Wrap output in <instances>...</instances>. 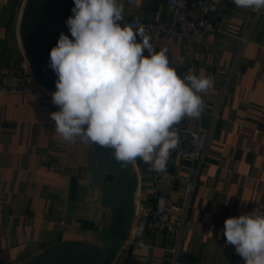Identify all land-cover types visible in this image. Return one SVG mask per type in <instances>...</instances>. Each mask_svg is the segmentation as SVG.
Instances as JSON below:
<instances>
[{
  "label": "crops",
  "instance_id": "1",
  "mask_svg": "<svg viewBox=\"0 0 264 264\" xmlns=\"http://www.w3.org/2000/svg\"><path fill=\"white\" fill-rule=\"evenodd\" d=\"M24 1L0 0V65L25 60L18 31ZM198 1H190L193 13H198ZM117 3L124 8L122 25L131 19L174 23L167 0ZM204 12L217 23L218 31L192 45L199 57L193 59L183 51L179 38L172 51L165 52L170 66L178 57L183 67L213 81L207 92L199 94L205 104L202 124L210 128V140L185 227L181 232L149 228L147 214L160 195L180 198L182 178L195 164L169 157L167 168L175 180L158 185L139 160L137 214L113 264H172L176 256L192 264H244L235 247L226 243L224 221L264 209V10L211 0ZM68 17L65 12L59 19V31L71 39ZM57 20L56 15L54 25ZM243 35L248 40L240 49L238 36ZM26 72L31 93L0 91L2 264H25L62 241L98 242L100 226L111 219V209L100 204L102 189L91 184L94 144L79 138L68 142L56 132L49 114L59 108L29 68Z\"/></svg>",
  "mask_w": 264,
  "mask_h": 264
},
{
  "label": "clouds",
  "instance_id": "2",
  "mask_svg": "<svg viewBox=\"0 0 264 264\" xmlns=\"http://www.w3.org/2000/svg\"><path fill=\"white\" fill-rule=\"evenodd\" d=\"M232 2L264 10V0ZM71 11V39L61 32L49 54L57 77L51 98L59 110L49 114L56 132L68 142L79 138L112 149L121 168L139 158L151 171H166L180 142L174 126L201 116L199 94L213 86L212 77L192 69L178 75L143 27L122 25L124 8L117 0H74ZM223 236L244 264H264V209L226 218Z\"/></svg>",
  "mask_w": 264,
  "mask_h": 264
},
{
  "label": "water",
  "instance_id": "3",
  "mask_svg": "<svg viewBox=\"0 0 264 264\" xmlns=\"http://www.w3.org/2000/svg\"><path fill=\"white\" fill-rule=\"evenodd\" d=\"M74 0H25L19 18V37L28 68L51 93L57 79L49 67L50 51L61 31L54 29L55 17L64 10L72 15ZM90 178L102 189L100 204L111 209L109 223L100 226L98 242L55 243L31 257L25 264H113L122 251L137 214L139 177L132 164L121 168L113 150L93 146Z\"/></svg>",
  "mask_w": 264,
  "mask_h": 264
},
{
  "label": "built area",
  "instance_id": "4",
  "mask_svg": "<svg viewBox=\"0 0 264 264\" xmlns=\"http://www.w3.org/2000/svg\"><path fill=\"white\" fill-rule=\"evenodd\" d=\"M190 1L167 0L168 7L174 17V23H166L154 19H131L128 22V26L133 30L143 27L145 33L151 37L150 43L153 48L164 50L166 53L172 51L176 39L179 38L182 41L183 51L189 52L193 59H197L199 55L192 49V45L202 42L208 34L217 32L218 25L204 12L211 0H199L198 13H193ZM128 2L136 4L137 0H128ZM201 12H204V14H201ZM247 40L248 36L246 35L238 36L240 49L243 48ZM172 67L181 76L188 70V68L182 66V62L178 57L173 59ZM27 69L28 65L25 60L21 63L0 65V91L9 94L31 93L32 87L27 79ZM191 69L196 75L195 70ZM202 119V113L198 119L186 116L179 124L174 126L178 131L180 142L177 148L170 153L169 157L180 156L190 160L195 165H192L188 174L182 178L184 186L180 198L173 200L166 195H160L154 206L148 210L147 226L149 228L178 230L181 232L185 227L192 194L197 181L199 165L206 157L210 140V128L203 126ZM139 160L138 158L134 161L133 165L140 178ZM145 165L156 184L168 185L175 180L174 174L167 167L166 171L158 173L151 171L150 165ZM0 264H2L1 259ZM172 264L192 263L176 256Z\"/></svg>",
  "mask_w": 264,
  "mask_h": 264
},
{
  "label": "rangeland",
  "instance_id": "5",
  "mask_svg": "<svg viewBox=\"0 0 264 264\" xmlns=\"http://www.w3.org/2000/svg\"><path fill=\"white\" fill-rule=\"evenodd\" d=\"M64 13H65V11L64 10H61L58 14H57V18H58V20H57V24L56 25H54V29H56V30H60V28H59V19H61V18H63V16H64Z\"/></svg>",
  "mask_w": 264,
  "mask_h": 264
}]
</instances>
